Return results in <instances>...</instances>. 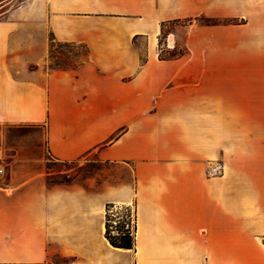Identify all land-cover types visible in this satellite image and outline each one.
I'll return each instance as SVG.
<instances>
[{"label": "crops", "instance_id": "crops-1", "mask_svg": "<svg viewBox=\"0 0 264 264\" xmlns=\"http://www.w3.org/2000/svg\"><path fill=\"white\" fill-rule=\"evenodd\" d=\"M12 3L0 142L25 134L0 175V264H264V0ZM199 15L235 23L190 25L185 55L161 58L163 25ZM53 44L87 55L53 69ZM51 159L129 180L49 184ZM109 204L133 207L134 249L106 238Z\"/></svg>", "mask_w": 264, "mask_h": 264}, {"label": "rangeland", "instance_id": "rangeland-1", "mask_svg": "<svg viewBox=\"0 0 264 264\" xmlns=\"http://www.w3.org/2000/svg\"><path fill=\"white\" fill-rule=\"evenodd\" d=\"M22 0H13L12 6H16ZM211 20L223 22L222 20L211 19L204 15L181 19L165 23L164 33L159 36V55L172 56L186 53L187 47L185 41L190 25L197 24L198 26H210ZM176 39V47L173 45V39ZM172 40V41H170ZM139 47L145 53V42L140 41ZM87 55V50L83 46L68 45V44H53L49 66L53 69H74L82 62L83 57ZM25 132L10 128L7 130V136L4 143L0 142V147L4 149L6 155L9 149L15 147L17 140L22 137ZM48 173L47 182H61L66 184L67 181L76 180L83 182L89 177H96L100 171L101 178H105L110 183H120L129 180L127 168L114 165H102L89 163L85 160L73 163H64L50 160L47 163ZM109 232L111 236H117L119 231H124L126 228L132 232L134 230V209L133 207H115L108 212Z\"/></svg>", "mask_w": 264, "mask_h": 264}, {"label": "trees", "instance_id": "trees-1", "mask_svg": "<svg viewBox=\"0 0 264 264\" xmlns=\"http://www.w3.org/2000/svg\"><path fill=\"white\" fill-rule=\"evenodd\" d=\"M232 23H235V22L234 21L219 22V21L211 20L209 22V25L232 24ZM164 28H165V25H163V27H162V34L164 33ZM184 55H185V52L181 53L180 55H172V56L160 55V57L163 59H167V58H175V57H180V56L182 57ZM70 182L71 181H67L66 183H70ZM53 184H62V183L61 182H53ZM112 208H115V206L112 204L107 205L106 238L108 239L110 244L115 248L127 249V250L134 249L135 248V241H136V239H135V228H134L133 232L130 229L126 228L124 231H122V230L119 231L117 236H111V234L109 232L110 226H109V221H108V212Z\"/></svg>", "mask_w": 264, "mask_h": 264}, {"label": "built area", "instance_id": "built-area-1", "mask_svg": "<svg viewBox=\"0 0 264 264\" xmlns=\"http://www.w3.org/2000/svg\"><path fill=\"white\" fill-rule=\"evenodd\" d=\"M5 152L3 148L0 147V175L5 173ZM225 166L221 161H215L211 163L210 167L206 171L208 178L220 177L224 174Z\"/></svg>", "mask_w": 264, "mask_h": 264}]
</instances>
